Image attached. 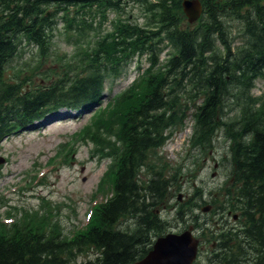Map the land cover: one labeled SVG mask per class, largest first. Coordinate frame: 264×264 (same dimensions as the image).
<instances>
[{"label": "trees", "instance_id": "1", "mask_svg": "<svg viewBox=\"0 0 264 264\" xmlns=\"http://www.w3.org/2000/svg\"><path fill=\"white\" fill-rule=\"evenodd\" d=\"M123 2L0 0V138L42 117L49 108L82 109L101 103L107 82L124 70L134 54L149 53L152 61L131 90L112 99L107 117L100 118L117 138L108 139L102 133V149L107 148L106 153L113 157L117 146L122 150L115 172L114 196L97 209L92 226L72 240L60 239L58 235L46 238L44 233L31 231L14 239L0 235V264H68L77 250L92 245L102 255L79 264H130L141 251L144 234L160 222L154 208L163 203L169 179L156 169L153 154L164 144L165 131L181 124L188 106L200 95L205 98L203 121L206 126L212 123L231 82L244 92L248 104L253 98L251 87L264 72V0H206L204 15L194 26L186 21L181 0H170L156 13L162 30L122 24L114 40L96 41L89 65L61 63L60 70H50L44 79L32 81L27 88L4 75L24 40L41 45L46 53L50 51V8L67 10L81 3L87 14L95 13L93 9L101 5L119 6ZM231 19L242 22L247 37L245 45L237 50L228 40L227 20ZM85 23L84 17L78 28ZM161 32L169 37L175 51L166 64L156 67L158 49L153 40ZM218 41L226 47L223 55L217 53ZM103 112L106 115V110L100 114ZM242 115V128L252 134V139L249 145L238 143L235 149L238 200L255 226L251 225L247 237L258 253L251 256L248 264H264V232L261 234L256 228L264 226V113L249 105L242 108ZM143 167L153 172L152 178L141 177ZM128 215L136 217L138 229H119V221Z\"/></svg>", "mask_w": 264, "mask_h": 264}, {"label": "rangeland", "instance_id": "2", "mask_svg": "<svg viewBox=\"0 0 264 264\" xmlns=\"http://www.w3.org/2000/svg\"><path fill=\"white\" fill-rule=\"evenodd\" d=\"M78 7L79 4L71 7L69 15H65L75 24L79 22L73 20V16L79 18ZM93 15L94 13L91 16ZM120 17L125 20L129 17L130 22L134 23L135 19L140 25L147 26L148 14L145 9L140 3L128 0L119 9H109L89 30L90 37L79 41L73 38L74 27H68L64 21V13H59L53 17L55 35L49 54L42 59L37 48H22L24 51L10 65L16 70L23 69V72L30 66L36 68L31 73L29 71L22 74H31L39 81L50 70H60L59 64L62 60L65 65L68 62H86L88 53L79 54L80 48L85 45L90 49L93 44H89L88 40L111 33L113 23ZM230 24L228 40H231L233 48L236 49L247 42V37L240 20L231 19ZM159 46L162 48L159 59L163 61L169 57L173 48L163 39ZM218 48L219 54H224V46L221 43ZM139 62L145 69L149 64L145 55ZM138 70L136 58H133L127 73L117 75L108 82L105 99L100 106V110H106V115L95 110L77 114L76 111L62 107L49 113L42 123L22 129L0 142V201H4L0 204L1 215L11 210V204L17 205L20 210L23 208L25 214L31 209V219L36 226L38 223L42 224V216L48 212V219L53 217L49 229L52 232L61 229L68 238L76 228L87 223L88 213L96 199L100 201L106 198L94 197V194L99 191L100 183L108 180L111 171L110 158L102 159L97 153H93L94 144L88 134L98 132L101 128L99 118L107 117L113 97L123 94L131 87L135 77L139 78ZM251 90L253 98L248 104L244 92L237 89L234 82L229 83L222 96L221 108L216 111L212 123L207 126L201 116L203 96L198 97L188 106V112L183 116L180 126L169 129L165 145L153 154L156 169L162 170L172 178L169 198L160 208L161 215L168 225L167 232H181L190 226L197 229L206 221H210L209 227L205 228L208 235L201 234V239L208 241L211 247L212 241L218 238V233L212 234L211 230L220 232L226 219H220L217 207L227 206L230 204L229 200L238 194L239 183H236L234 155L235 149L238 148L237 137L243 132L242 108L252 105L264 113V73L255 79ZM195 122L198 124L196 130L193 129ZM81 132H86L83 139ZM76 135L77 144L71 148L69 144L73 140L76 141ZM232 135L236 137L232 138ZM250 139V135L243 137V141L247 143ZM61 150L65 151L64 157L62 162L56 165L60 160L58 154ZM35 172L42 173V179L36 174L33 175ZM201 190L205 192L206 202L199 193ZM181 191L184 193L182 203L179 200ZM211 191L214 195L217 193V196H210ZM190 198L195 199V202H187ZM210 202L213 203L214 209L212 215L208 216L202 211V207ZM177 209L182 213H177ZM17 215L19 217L21 212H17ZM215 221H218V228ZM95 256L96 252L88 249L79 255L78 260Z\"/></svg>", "mask_w": 264, "mask_h": 264}, {"label": "water", "instance_id": "3", "mask_svg": "<svg viewBox=\"0 0 264 264\" xmlns=\"http://www.w3.org/2000/svg\"><path fill=\"white\" fill-rule=\"evenodd\" d=\"M183 6L190 21L198 18L202 12L199 0H184ZM197 241L186 231L181 235L168 234L161 237L155 249L136 264H191L196 252Z\"/></svg>", "mask_w": 264, "mask_h": 264}]
</instances>
